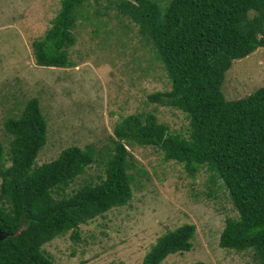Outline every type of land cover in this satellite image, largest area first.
Instances as JSON below:
<instances>
[{"label":"trees","instance_id":"16d2710c","mask_svg":"<svg viewBox=\"0 0 264 264\" xmlns=\"http://www.w3.org/2000/svg\"><path fill=\"white\" fill-rule=\"evenodd\" d=\"M161 13L151 0H119L118 16L132 22L170 80V90L153 92L147 101L181 111L187 135L170 134L156 116L132 114L117 122L111 147L69 146L47 163L34 166L45 143L46 123L38 100L25 101L18 118L6 119V152L0 145V264H56L42 246L78 225L125 206L132 196L133 145L158 149L163 161L181 165L188 177L202 168L220 180L236 211L226 218L218 247L251 250L264 264V87L238 100L220 91L233 60L264 48V0H164ZM96 2V0H94ZM88 0H60L58 14L43 37L31 42L36 66H73L68 50L72 30ZM102 159V178L85 182L70 195L69 185ZM130 169V171H128ZM195 228L182 224L156 238L140 264H163L173 253L191 248ZM194 264H204L196 262Z\"/></svg>","mask_w":264,"mask_h":264},{"label":"rangeland","instance_id":"374dc122","mask_svg":"<svg viewBox=\"0 0 264 264\" xmlns=\"http://www.w3.org/2000/svg\"><path fill=\"white\" fill-rule=\"evenodd\" d=\"M119 0H88L79 9L68 50L73 66H36L31 42L41 39L58 14L60 0H0V145L8 136L6 119H16L26 100L36 98L46 123L45 143L34 166L55 159L69 146L90 145L98 153L111 147L114 125L132 114L152 113L170 134L187 135V119L176 109L147 101L153 92L170 90V80L154 61L147 39L136 26L118 16ZM155 2L161 13L166 1ZM264 87V48L233 60L224 73L220 91L226 100H238ZM129 152L135 170L132 196L70 232L45 243L42 250L56 264H140L157 237L182 224L195 228L187 252L169 254L163 264H256L251 250L218 247L226 218H235L222 182L210 180L200 169L188 177L181 165L163 161L150 146L133 145ZM99 154L64 191L70 195L85 182L102 178Z\"/></svg>","mask_w":264,"mask_h":264},{"label":"water","instance_id":"95a60500","mask_svg":"<svg viewBox=\"0 0 264 264\" xmlns=\"http://www.w3.org/2000/svg\"><path fill=\"white\" fill-rule=\"evenodd\" d=\"M6 235L0 230V240H2Z\"/></svg>","mask_w":264,"mask_h":264}]
</instances>
